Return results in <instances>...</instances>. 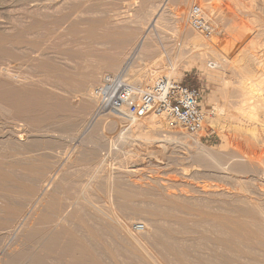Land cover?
Returning <instances> with one entry per match:
<instances>
[{
	"label": "rangeland",
	"instance_id": "1",
	"mask_svg": "<svg viewBox=\"0 0 264 264\" xmlns=\"http://www.w3.org/2000/svg\"><path fill=\"white\" fill-rule=\"evenodd\" d=\"M26 1L27 0H0V35H16L17 41L16 58H0V80L4 82L2 83L0 90H5L7 93H12V89L16 91H26L30 93L38 103L43 104L36 106L33 112L26 117L19 116L14 113L7 116L0 115V142H2L0 145H3L0 148V155H4L3 153H5L4 156H6V152L9 149L8 145L12 142L7 141L8 138L6 137H2L1 131L3 128H6L9 124L10 126L16 125V131H20L19 137L22 136L21 139L18 140L20 141V144H18L21 145L24 150H27L28 145L31 143L30 134L35 130L34 126L36 123H34L33 119L36 122L37 120L45 119L51 115L55 116L54 119H56V121L53 122L54 124L52 123L53 125L50 126L47 124L48 122L43 124L46 126L49 125L48 127L50 128V131L56 134L58 140L63 141L62 139L64 137L66 138V144L64 143L61 149H65L64 151L68 152V154L66 153L64 156L62 155L61 158L57 159L59 154L56 153V150H50L47 153V164L49 166L53 165L54 167L61 163V166H59L63 171H61V175L59 174V176L56 177L58 183H54L53 192L64 199L68 197L72 199H80L83 194L85 197L87 196L86 198L89 197V200L93 204L101 209H104V211H108L114 220L130 221L132 226L126 230V233L130 234L129 232H132L131 234L136 237L138 236L141 245H145L140 247L137 243H131V240L125 237L126 243L129 240L127 244L128 247L131 248L132 246L133 250L138 247L143 251L139 252V250L136 253H140L139 255L145 254V257H148V255H146L147 253H145L144 249L149 250L148 252L151 257H159L160 255L157 254L158 249H154L153 247V235H156L157 231L160 229H162V232H164L165 229L169 231V225H171V223L168 222L167 219H163L161 216V218L156 216L157 213L154 211L156 206L147 203L150 199L145 196H143L144 198H141V194L144 195L145 191L151 190L149 186L148 189L142 188L143 186L147 187L149 182L151 185V180H153V178H157L161 181V183H166L165 186L168 191L171 190L170 192L184 195L186 194L191 197L194 196L195 198L202 199L203 195L199 192L200 190H215L214 188L231 189L234 186L235 189H237L238 186L240 187L241 184L244 185L246 183L248 175L247 178L246 175H244L245 177L243 178L241 175L234 176L235 174L232 172L225 171L227 172L226 174L222 171L223 173H221V171L218 172L211 168H205L192 163V160L188 159V157H190L188 153L190 151L189 148L193 147L189 145V142H186V140L178 142V137H176L177 135L175 134L176 132L181 131L186 135L188 140H192L190 139L192 137L186 134L187 132L182 127L169 118L164 119L166 122L168 121V130L166 131L164 128L161 129L162 127L160 125L151 126L150 128L142 126V128L134 130L136 133H132V136L130 135L131 132H129V130L127 133L118 134L114 139V136L111 135L109 131L107 132L108 126L106 124H102L106 127L105 129V127L102 126V128L104 127L103 129L105 132L107 134L109 133V135H107L102 129V137L104 136L105 142L104 145H101L100 148L96 147V149L95 146L92 145L84 146L77 143L73 147L72 144L67 143V139L73 136L78 137L77 135L80 134V132H77L79 127L74 126L79 124V120L82 115L70 114L64 109V107L67 102H70L69 104H71V106L73 105L72 107L77 108L80 102L87 95L91 94L93 96V90L99 85L100 80L104 75L115 74L123 67L127 58L133 54L134 46L136 45L135 43L140 38L139 35L144 33L148 24H150L149 20L151 22V17L154 15L153 13H156L159 7L161 8L160 5L163 4V0H85L86 2L83 0H69L70 2L66 0L69 2L68 5V2H65V0H61L62 2L64 1L63 3L59 0H55L54 2L56 3H54L53 0H34L35 2L33 1L31 4L26 3ZM27 2L31 1L29 0ZM71 2L74 4H70ZM222 4L223 6L221 7ZM75 5H79L81 8L79 7L77 10L78 6ZM196 5H201L203 9L205 8L204 11L207 13L209 18V15L212 13L216 15V13L219 12L217 15L219 16L225 12L228 7V2L227 0H221V2L220 0H189V2L188 0H171L164 8L165 10L163 9V11H161V21H159L161 24H158L159 28L150 32L151 39L153 38L152 40H154L155 37V40L157 39L158 41H152V45H150V49H148L150 50V53L145 56L146 58L142 64L139 62L134 64L138 71L134 69L135 66L131 68V74L132 71H134L133 77L136 78H134V81L136 80V83H138L135 85L141 84V81L138 82L139 80H145L149 77L141 71L144 70L145 63L148 65L155 64L162 69L164 67L169 70L174 68V66L178 67L179 81L201 89V104L207 107V109L213 108L216 110V117L214 120L210 121L206 129L202 132L203 134L201 133L199 137H196L200 143L211 152L215 151L213 153H216L217 151L219 158L228 156L225 153L230 152L229 154H232L235 152L247 159L252 158L255 161L258 157H260L258 159H261L264 153V145L258 142L261 139V136L259 137V135H262L264 130L257 128L256 131L259 135L255 131L252 136L255 134L259 140L257 139V142L255 139V142H252L254 139L252 136H245L247 133L243 134L244 136L240 132H238V134L235 128L237 127L235 124L238 120L236 114H238L237 106L239 100V90L237 88H239L240 78L236 73L229 72L228 70H225L226 68L217 67L216 64L214 65L210 63L207 65L210 61L214 62V60H216L217 62L220 61L219 63L222 61V65L224 64L226 66L228 65L226 64L227 60L230 61L232 58H237L236 54L233 52L232 43L236 44L234 43L236 42L234 34L235 31L238 34L241 21L240 19H235L236 22L233 20L234 23H231L233 25H230L235 27L238 26V29H232L230 32V25H228L226 21L220 20L219 24L214 23L216 27L215 36L210 39H207L204 36L203 39V34L192 27L189 22L190 11ZM224 6L227 7L225 8ZM73 7L74 10L76 9L78 12L74 11ZM184 11H186V16L183 14ZM80 12L82 13L80 14ZM237 21H239V23ZM194 33L195 35L196 33L199 35H196V37H198L197 40L202 39V42L197 41L196 39L193 40L194 38L190 37L193 36ZM119 35H134V40L125 46V44L122 43V40L118 38ZM188 38L191 39L189 40ZM160 40L167 43H162ZM231 40L234 41L231 43ZM194 41H197L198 44ZM176 42H179V44H175ZM157 43L159 45H157ZM8 46L9 45H3V48L9 49L10 46L9 48H6ZM176 46L178 48H176ZM227 46H229V48ZM124 47H127V49H124ZM164 47L166 48L164 49ZM170 47L172 48L170 49ZM181 50H184L185 52ZM91 51L93 52L91 53ZM160 51L162 52L160 53ZM189 52L193 54L194 57ZM206 52L209 54L211 52V54H204ZM212 53L214 55H212ZM228 53H230V55ZM200 55L201 57L204 55L209 57H206L207 60H204V56L201 58V61L199 60ZM216 56L219 57L217 58ZM210 57H214V60H210ZM180 58H183V60L180 61ZM117 59L120 61L118 69L104 70L91 82V88L89 90H85L87 75L95 67L100 66L107 60L114 61ZM41 61H43V63ZM233 61L235 62V60ZM41 67H43V69ZM135 70L138 73L140 72L143 74L139 73V76ZM134 74L137 76H134ZM236 90L237 92L234 93ZM232 91L235 95H233V93L231 94ZM94 100L93 108L81 121H87L89 118V120H91L95 109H97V101L95 98ZM1 105L5 106L3 103ZM228 114L231 115V119L226 121L222 117L223 115L226 116ZM232 116L234 120L232 119ZM112 118V116H106L102 119V122H112V124L115 122L114 125H112V128L114 129H116L115 127L117 126L119 129L121 125L124 128L126 127V129L129 126V128L132 126L131 123L133 121L119 118V120L116 119L120 124L119 125L116 120H113ZM12 119L13 122H11ZM169 121L171 122L170 124ZM83 123L82 125L88 123V121L84 124ZM115 124L117 126H115ZM169 125L171 127H169ZM229 126L231 127L229 128ZM90 129L91 128H86L88 131ZM249 134H252V132ZM106 135L108 137H106ZM110 136L112 137L110 138ZM249 136L252 139L248 138ZM17 137L18 135H16V138ZM169 137L172 138V140H170ZM107 138L110 139L108 140L109 142L107 141ZM167 138L171 141L168 144H166ZM247 138L250 140L247 141ZM3 140L6 144L3 143ZM256 143H258V145H256ZM21 146L20 149H16L17 153L20 151L23 153L22 151L24 150ZM262 148L263 150H261ZM18 149L20 151H18ZM17 153L16 161L20 158L19 155V158L17 157ZM163 154L167 155V157H162ZM186 154L188 155L186 156ZM164 158L165 161H163ZM57 160H60V162H57ZM232 174L233 176H231ZM242 179H245L243 181L244 183H242ZM234 182L239 184L235 185ZM87 184L90 185L87 186ZM59 185L60 188L62 187L61 189H59ZM113 185H117L118 187L116 192L110 191L111 187L114 188ZM152 185L154 186V184ZM56 188L61 191L59 192ZM50 190L52 192V189ZM123 190L130 192L135 191V200L132 198V201H124L121 198V193L124 192ZM141 191L144 192L142 193ZM124 205H126V207H123ZM145 223L150 224L148 225L150 234H146V231H142V229L140 230L142 232H137L138 225L144 229L143 226ZM13 247L16 249V244L13 245ZM127 255L128 254L120 257V259L129 258V260H127L128 262L130 261L131 264L133 261L134 263L136 262L135 264H142L138 261L134 254L132 255L129 253L128 257Z\"/></svg>",
	"mask_w": 264,
	"mask_h": 264
},
{
	"label": "bare ground",
	"instance_id": "2",
	"mask_svg": "<svg viewBox=\"0 0 264 264\" xmlns=\"http://www.w3.org/2000/svg\"><path fill=\"white\" fill-rule=\"evenodd\" d=\"M27 1L26 3L31 4L34 0H30L31 2ZM54 1L55 0H53V2ZM68 1L65 0V2ZM83 1L86 2L85 0ZM170 1L171 0H163V4L160 5L161 8L159 7L160 10L158 8L157 11H159L153 13L154 15L151 17V22L149 20L150 24H148L144 33L142 35H139L140 38L138 37L139 40L135 43L136 45L134 46L133 54H131L130 57L127 58L123 67L117 73L108 75L124 73V76L129 83L133 85L138 84L136 83V80L134 81V71H132L131 74V68L135 66L134 64L136 62L142 64L144 62V59L146 58L145 56L150 53V50L148 49H150L149 47L150 45H152V41L154 42L155 40V37L154 40H152L153 38L151 39L150 32L156 28H159L158 24H161L159 22L161 21V11H163V9L169 4ZM69 2L67 3V5L69 4ZM227 2L228 7L226 6L227 9L225 12H223L222 14L220 13L221 15L219 16H217L219 12L216 13V15L212 13L209 15V19L216 24H219L220 20L226 21L228 25H230L233 20L240 19L241 23L239 29L237 28L238 26H231L233 24L230 25L231 29L229 28L230 32L232 29H238V34L236 33V31L234 34V38L236 41L234 43L236 44H233L232 42L234 40H231V43L233 45V52L234 54H236L237 60L230 58V61H225L228 65L225 66L223 64V66L222 61L221 63H219V60V62H217L213 59L214 57H210V60L213 59L214 62L210 61L207 65H209L210 63L214 65L216 64L217 67L226 68L225 70L236 73L240 78L239 88H237L239 90L238 106L236 105L238 107V114H236L238 120L236 121L235 119V125L237 127H232L236 128L237 133L240 132L242 133V135L247 133V135L245 136H252L253 132H255L257 128L264 130V0H227ZM70 4L74 3L71 2ZM75 6H78L77 10L79 7L81 8V6L79 5ZM222 6L223 4L221 5V7ZM74 11H76V9ZM81 13L82 12H80V14ZM183 14L185 15L186 11H184ZM237 22L239 23V21ZM194 35L189 36L193 37V40H197V33L195 36ZM202 36L203 39L204 36L206 37V35L204 34ZM118 38L122 40V43L125 44V46H127L134 40V35H119ZM201 40L197 41L202 42ZM197 41L194 42L198 44ZM16 42V35H0V58L15 59ZM6 44L10 46V48L9 46L6 47L9 49L3 48V45L7 46ZM175 44H179V42H176ZM157 45L159 44L157 43ZM227 47L229 48V46ZM125 48L127 49V47H124V49ZM165 48L166 47H164V49ZM171 48L172 47H170V49ZM176 48L178 47L176 46ZM92 52L93 51H91V53ZM161 52L162 51H160V53ZM204 54L207 55L209 53L206 52ZM228 54L230 55V53ZM187 55L189 56V54ZM191 55L193 56V54ZM212 55L214 54L212 53ZM202 57L200 55L199 60H201ZM206 57L207 56H205L204 60L206 59ZM181 60H183V58H180V61ZM233 60H235V62ZM41 62L43 63V61ZM119 63L120 61H118V59L114 61L107 60L100 66L95 67L87 75L85 90H89L91 88V82L104 70L118 69ZM144 66V70H140L149 77L145 80H139L138 82L141 81V84L136 86H140L143 88L151 86L158 78L162 76H166L175 81L180 80L178 79V67L176 66H174V68H172L171 70L164 67L162 69L155 64L148 65L145 63ZM41 68L43 69V67ZM136 68L137 67L135 66L134 69ZM134 76L137 75L134 74ZM2 83L4 82L0 80V87H2ZM11 91L13 92L7 93L5 90H0V115L2 116L12 115L14 113L18 114L19 116L26 117L29 116L31 112H33L36 106L43 104L38 103L33 98V96L26 91H16L14 89H12ZM236 92L237 90L234 93ZM232 93L233 91L231 92V94ZM234 93L233 95H235ZM94 101V97L89 94L80 102L77 108L72 107L73 105L71 106V104H69L70 102H67L64 107V109L70 114L82 115L81 119L79 120V124L74 126L79 127L77 132H80V134L77 135L78 137L73 136L67 139V143L72 144L73 147L77 143L84 146L92 145L95 146V148H100L101 145H104L105 142L104 136L102 137V129L105 126L102 124H106L108 126L107 132L109 131L110 134L114 136L113 139L117 137L118 134L127 133V131L129 130V132H131L130 135L132 136V133H136L134 130L142 128V126L150 128L151 126L160 125L162 127L161 129L164 128L165 131L168 130V121L166 122V120H164L168 118L158 117L155 115L148 116L147 118L142 120L133 121L131 123V128H129L130 126L128 127L129 129L127 128L128 130L126 129V127H122V125L118 129V126L116 124L115 126L117 127L114 126L116 129L112 128V125H114L115 122H113V124L112 122H107L108 124L106 122H102V119H104L106 116L97 115L96 109L92 115L91 120H89L90 118L87 120L88 123H85L87 122L85 120L81 121L82 119H84L85 115L88 114L93 108ZM1 102L5 106L1 105ZM54 118L55 116L51 115L45 119L37 120L36 122L33 119L34 123H36L34 126L35 130L30 134L31 143L30 145H28L27 150L25 149L26 151L22 148L21 145H19L20 141L18 140H20L22 136L19 137L20 131H16V125H13L14 123L12 124L13 126H10L9 124L6 128H3L4 130L2 129L1 131L2 137H6L8 138L7 141L12 142H10V145H8L9 149L6 152L8 154H6L7 157L4 156L5 153H3L4 155H0V264H131L130 261L128 262L129 258L120 259V257L126 256V254L129 255V253L132 255L134 254L137 257L138 261L142 264H264V153L263 156L261 154V159H258L260 158L258 157V160L256 159L255 161L252 158L247 159L246 157L238 155L235 152H233L232 154H229V152L225 153L228 156H223L226 158L225 160V158L223 157V159L221 157L219 158L217 151L216 153H213L215 151L212 150L213 152H211L210 150L205 148L200 143L198 138H196L197 136H192L186 133L192 137L190 138L192 140H188L184 133H182L181 131L176 132L175 135H177L176 137H178V142L186 140V142L188 141L189 145L193 147L189 148L190 151L188 153L190 155L188 159H191L192 163L205 168H211L218 172L221 171V173L225 171L232 172L235 174L234 176L241 175V177L243 178L245 177L244 175H246V178L248 175L246 181V183L248 184L245 183L246 185H243L240 183L241 186H238V188L236 187L237 189H235L234 186L232 187L233 189L219 187L221 189L214 188L215 190H198L203 195L202 199H198L194 196L191 197L186 194L184 195L170 192L171 190L168 191L165 186L166 183H161L159 179L153 178L151 182L152 184H154V186L152 184L150 185L149 182V184H147V187H142L145 189H148L150 187L152 191H141L142 193L144 192V195H140V193L139 195L141 196V198L145 196L150 199L149 202H147L148 200L146 202L156 206V208L154 209V211H156L157 213L156 216H159V218L162 217L163 219H167L168 222L171 223V225H169V231L165 229V231L162 232V229H160L157 231L156 235H153V247L154 249H158L157 254H159L160 256H156L157 258L154 256L155 258H153L149 254V250L144 249L145 253H147L146 255H148V257H145V254L139 255L140 253H136L139 250V252L143 250L137 247V250L135 249V251L133 250L132 246L131 249L127 245L129 240H131V243H137L140 247L145 245H141L138 236H134L133 234H131L132 232H129L130 234L126 233V230L130 228V226H132V223H130V221L114 220V218L111 217L108 211H104V209H101L100 207L93 204L89 200V197L86 198L87 196L85 197V195L83 194L81 195L80 199H72L69 197L64 199L53 192V186L55 185L54 183L57 182L56 177L59 176L62 168L60 169L61 163H59L60 166L56 165L57 167H53V165L51 164L50 165L53 168L49 166L47 164L48 162L46 161L48 156L47 153L50 150H56V153L59 154L57 159L61 158L62 155L64 156V154L66 153L68 154V152L64 151L65 149H61L64 143L66 144V138L64 137L62 139L63 141L58 140L56 134L50 131V128L48 127L49 125L51 126L54 124L53 122L56 121V119ZM222 118L228 121L229 119H231V115H223ZM112 119L114 120V118ZM11 122H13V119ZM116 122L117 124H119L117 120ZM43 123H47L49 125L46 126ZM82 123L84 125H82ZM170 123L171 122L169 121V124ZM102 126L104 127L102 128ZM169 127L171 126L169 125ZM230 127L231 126H229V128ZM86 128L91 129L88 131L86 130ZM103 132H105L104 129ZM251 132L252 134H249ZM256 133L258 132L256 131ZM263 134L264 133H262V135H259L258 133L259 137L261 136L260 140L254 134V136H252V138H254V141L252 140V142H255L256 139L257 142L259 140L258 143H262L264 145ZM16 135H18L17 138ZM107 135H109V133ZM107 135L106 137H108ZM250 136L248 138L252 139ZM111 137L112 136H110V138ZM248 138L247 141L250 140H248ZM108 140L110 139L107 138V141ZM170 140H172V138H170ZM170 140H168L167 138L166 144L170 143ZM258 143H256V145H258ZM2 146L3 145H0V148ZM20 146L24 150L22 151L23 153H21V151L19 150ZM17 148H19L18 151H20V154L17 153ZM261 150H263V148ZM16 153L18 158L20 156L18 161H16ZM188 154H186V156ZM165 156L167 157V155H162V157ZM165 158L163 161H165ZM60 160H57V162H60ZM227 172L225 173L227 174ZM231 176H233V174ZM244 180L242 179V183H244ZM234 184L238 185L239 183L234 182ZM88 185L90 184H87V186ZM113 186L114 188L111 187V190H109L112 192H116L118 190V187L117 185ZM61 188L59 185V189ZM50 189H52L53 193ZM56 189L58 190V188ZM58 191L60 192L61 190ZM125 191L121 193V198L124 201H132V198L133 200H135V191ZM123 207H126V205H124ZM148 225L150 224L145 223L143 226V230L146 231V234H150ZM125 237L129 239L127 243ZM15 244L16 249L13 247V245Z\"/></svg>",
	"mask_w": 264,
	"mask_h": 264
},
{
	"label": "built area",
	"instance_id": "3",
	"mask_svg": "<svg viewBox=\"0 0 264 264\" xmlns=\"http://www.w3.org/2000/svg\"><path fill=\"white\" fill-rule=\"evenodd\" d=\"M189 18L191 25L208 39L215 36V24L201 6H194ZM93 96L99 116L128 121L142 120L151 115L167 117L189 135L197 137L216 117L215 109H207L201 104V89L166 76L143 88L129 83L124 73L107 74L93 90ZM137 229L143 230L140 225Z\"/></svg>",
	"mask_w": 264,
	"mask_h": 264
}]
</instances>
